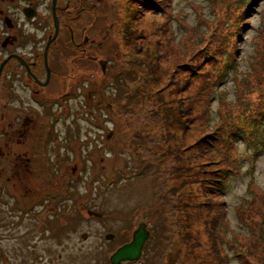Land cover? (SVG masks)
Segmentation results:
<instances>
[{"label":"rangeland","instance_id":"obj_1","mask_svg":"<svg viewBox=\"0 0 264 264\" xmlns=\"http://www.w3.org/2000/svg\"><path fill=\"white\" fill-rule=\"evenodd\" d=\"M172 1L165 12L158 7L153 10L143 0H77V15L71 7L76 45L70 39L66 42L60 39L55 44L60 54L55 55L59 63L53 66L56 69L58 66L59 73L52 77L50 85L37 87L39 105L26 94L25 103L32 119L27 124L30 131L21 135L18 111L10 112L14 127L3 143L8 140L11 161L0 164V186L7 184L5 193H0V264H111V255L132 240L141 219L148 223L151 232L142 257L122 264H164L171 240L179 235L183 249L181 260L185 264H205L210 251L206 250L208 236L203 218L197 219L194 207L184 209L178 228L171 229L170 204L161 196L163 189L176 187L180 188L179 197L183 200L198 201L194 195L188 197L192 189L189 180L180 187L183 177L178 171L180 167L173 165L172 151L187 159L195 155L203 127L209 125L203 124L198 130L189 126L185 133L181 124L179 130L178 125L167 121H149L150 109L141 102L140 96L150 94L154 100L156 93L161 92L165 96L164 105L157 103L161 110L164 106H176V102L183 100L181 92L189 90L192 84L190 92L199 93L205 87L200 82L204 77L209 78L204 57L198 53L194 72L178 65L183 60H192V49L214 48L216 40L212 36L220 33L224 37L220 46L222 60L235 53L239 55L237 66L242 68L241 81H233L234 71H231L229 78L217 86V92L210 90L200 95L208 101L213 124L232 112L235 119L241 116L245 124L241 107L254 105L264 92V0L258 1L263 2L259 11L255 9L251 16L245 17L249 18L247 27L238 37L233 27L237 18L245 15L251 0ZM46 11L50 13V9ZM211 29H214L212 33ZM85 38H88L86 42ZM225 39L231 41L230 46ZM61 50L65 55H61ZM157 52L163 54L159 63L153 61ZM147 56L152 60V69L157 64V73L148 72L146 65L137 66L140 60H149ZM54 60L51 62H57ZM100 62L108 63L105 72ZM129 71H136L139 76L143 71L144 78L151 82L140 83L139 86L145 85L135 88L136 92L125 93L124 85L126 88L137 85L128 81ZM198 72L199 75H194ZM259 72L262 85L257 76ZM171 79L177 81L176 85ZM237 83L241 84L242 91H238ZM238 92L243 96L238 98L236 109L228 101L235 103ZM54 96H60V101H52ZM118 96L122 99L118 100ZM45 115H50L49 124L42 121ZM52 124L58 132L53 133ZM214 130L209 127V132ZM239 132L237 151L240 157L244 153L246 159L242 167L236 162L242 175L230 182L225 193L228 228L220 226L223 227L220 231L215 230L220 241L226 232L222 254L229 256L232 264H241L231 246L232 236L239 233L240 242L250 238L248 220L240 214L239 204L250 211L253 207H264V151L257 150L260 143L251 146L244 131ZM154 133H167L168 145L157 144L155 148L145 137ZM38 138L40 158L46 164L53 143L59 139V151L52 150L51 166L32 155ZM149 149L158 157L154 168L146 172L143 167L149 165ZM198 164L196 160L190 164L189 178L200 177ZM179 165L186 163L179 161ZM8 176L15 179L4 184ZM194 190L191 192L196 194ZM186 213L190 214L189 220ZM108 235L113 237L110 239ZM182 236L192 239L187 241ZM197 240L203 246L194 245ZM257 248L264 251L261 246ZM212 258L209 257L215 263Z\"/></svg>","mask_w":264,"mask_h":264},{"label":"trees","instance_id":"obj_2","mask_svg":"<svg viewBox=\"0 0 264 264\" xmlns=\"http://www.w3.org/2000/svg\"><path fill=\"white\" fill-rule=\"evenodd\" d=\"M145 3H147L149 6L153 7V10L158 7L160 11H163L166 7L169 6L170 0H143ZM66 22H68L66 20ZM214 31V29H211V33ZM77 37V36H76ZM215 40V47H204L198 50V48L192 49L193 53L192 60H183V63L179 64V67L187 69L189 72L193 71L194 68H196V58L198 53H200L199 57H204L206 60V71L209 75V78H212L211 74H214L215 76L220 74H227L229 72V69H234L233 66H231V60L227 58H223L222 60V52L220 50L221 43L223 41V35H213L212 36ZM229 38V37H228ZM66 39H68V35H66ZM173 41V39L171 40ZM167 42V40H165ZM194 42V41H193ZM192 42V43H193ZM225 43H229V46L231 44V41L228 39H225ZM66 47H64L65 49ZM192 48V47H191ZM206 52L204 53V51ZM62 51V50H61ZM145 52V50L143 49ZM146 53L149 55V52L146 51ZM61 55H65V52L62 51ZM71 55V52L70 54ZM155 60L159 63V59L163 54L157 52L154 54ZM166 57L168 56L167 53H165ZM150 57V56H149ZM147 56L149 60H140L137 63V66L140 68L143 65H146L148 72L157 73V64L154 66V69H152V60ZM60 59V57H59ZM226 59V60H225ZM181 62V58L178 60V63ZM202 63V62H201ZM224 64V65H222ZM136 66V67H137ZM201 71V70H196ZM129 71L126 75L128 76V81H134L135 86L126 88L124 85V89L126 90L125 93L130 91H137L140 83H150V80H146L145 74L142 71L141 76L137 74V72ZM257 73V71H256ZM261 72H259L260 74ZM133 74L134 77H131ZM259 74L257 75L259 77ZM194 75H199V73H195ZM209 78L204 77L200 83H204L207 86V89H212V81H208ZM241 78V76H240ZM261 85H262V79L259 78ZM190 80H187V83H189ZM171 83L176 85L177 81L175 79H171ZM212 86H211V85ZM145 85V84H141ZM139 86V88L141 87ZM193 87V84L189 87L190 89ZM214 87V86H213ZM190 89H184V91L181 92V95L183 96V100H179L176 102V106L173 108L171 107H163L160 110V106L164 105V95L161 94V92L156 93V97L153 100L150 96V94H143L141 95V102L144 103L146 107H148L149 113L147 118L149 121L154 122H160L161 120L167 121L170 123V125H178L179 130H181L180 124L184 126L185 133L187 132V128L190 126L191 128L195 127L197 130L199 127L203 124L209 125L210 128L213 127V125L210 124V116H209V109H211L208 106V101L203 100L201 98V90H198V92H190ZM139 93V92H138ZM171 93V92H170ZM172 94V93H171ZM177 95H180L179 92H176ZM186 94V96H185ZM181 97V96H180ZM118 100L122 99L120 96L117 98ZM239 102L235 104H231L230 106L238 108ZM157 103L160 104V106H157ZM126 104V103H125ZM255 106H257L255 108ZM158 107V108H157ZM255 108V109H254ZM249 115L254 113V116L250 119L251 123L254 124L256 121L258 125L262 121H264V92L262 93V96L258 99V101L252 105V107L249 109ZM194 114L197 117V120L194 121ZM209 117V122H208ZM146 118V117H145ZM234 122V124H233ZM179 123V124H178ZM173 126V127H174ZM172 127V128H173ZM187 127V128H186ZM209 127H203L204 133L200 136L199 141L197 142V153L193 156H190L189 159L185 158L183 154H180L178 152L172 151L174 163H176L180 169H178L180 173V177H183L181 179V185L183 188L184 181L189 180L190 186H192V189L190 190V194H188V197H192L194 195L198 201L197 202H190L185 201L182 198L179 197V189L176 187H171V190H166L162 193V199H167V202L170 204V217H171V229L178 228L179 221H180V214L182 216V211L184 209L188 208H196L197 219L203 218V223L205 230L207 231L208 241L206 242L207 245V251H210L208 257L204 259V263L206 264L207 260L210 256H213L214 258L213 263L209 259L208 264H232L230 261L229 256H225L222 254V243L227 238L226 232H224V235L222 237V240L220 241L215 236V230L218 229L219 231L223 227H227L223 224V221L225 220V214H226V201L224 198V194L222 193L223 189H227L230 180H234L238 177H240L242 174L240 171L239 165H236V162L239 161L241 163V157L238 154L237 146H236V139L237 136L240 134L239 130V122H237L234 118L233 112L224 116L223 118L219 119V122L217 124V133L209 132ZM171 128V129H172ZM165 131L168 133L169 130L165 129ZM167 133H157L152 135H146L145 137L149 139L152 145L156 148L157 144H160L162 146H167L169 140L167 137ZM185 136V134H184ZM172 138V137H171ZM229 138H233V144L232 146L228 147V143L226 140ZM205 148L204 154L201 155L202 149ZM151 151L150 159H147L149 162L148 167L146 168V172L154 168L156 164V159L158 157L157 153L153 151L152 149H149ZM231 150L230 153H228ZM170 151V148H169ZM171 152V151H170ZM233 155H235V161H232ZM199 156V157H198ZM143 159V158H141ZM145 159V158H144ZM146 160V159H145ZM184 160V161H183ZM193 160H196V162H199L198 166L200 168L201 174L199 178L191 179L190 173H191V167L190 164L193 162ZM143 161V160H142ZM179 161L186 163V165H179ZM148 168V169H147ZM173 172V169H172ZM185 177V178H184ZM217 178H222V182L224 183L222 185V182L219 184L217 181ZM233 178V179H231ZM225 180V181H224ZM188 182V181H187ZM185 182V183H187ZM195 189V190H194ZM194 190L196 194H193L191 191ZM249 203V202H247ZM244 206L240 205L238 208L240 209V214H243L248 220L247 225L249 223V228H247V231H249V240L240 242L238 240V234L236 233V236H232L233 240L231 243V246L233 247L234 255L237 257V261L239 260L241 264H264V251L260 252L257 248V246H261L264 249V207L262 208L259 206L258 208H254L250 211V209L244 208ZM187 220L190 219V214L186 213ZM182 225H180L181 227ZM223 226V227H220ZM149 228V227H148ZM228 228V227H227ZM180 236V235H179ZM177 236L170 242L169 251L165 253L164 255V264H185L184 261L180 257L181 253H183V249L181 246V239ZM183 239H186L187 241L191 240V236H182ZM168 245V242H166ZM196 246H203V243L200 241H196L194 243ZM168 248V247H166Z\"/></svg>","mask_w":264,"mask_h":264},{"label":"flooded vegetation","instance_id":"obj_3","mask_svg":"<svg viewBox=\"0 0 264 264\" xmlns=\"http://www.w3.org/2000/svg\"><path fill=\"white\" fill-rule=\"evenodd\" d=\"M53 2L54 0H0V164H6L8 160L11 161V148H9L8 140L3 143V138H6L14 127L10 112L18 111V120L21 121L22 126L21 135L27 133L28 129L30 131L27 124L32 119L28 114L27 101L25 103L26 94L28 93L29 99L39 105L41 98L37 96V94H40L37 87L44 88L50 85L52 77L55 76L57 71L59 73L58 66L57 69L53 66L54 63H59L58 57H55V55L60 54V50L55 44H59V40L66 39V35H68L71 43L76 45L75 38L77 34L75 28L71 25V20H75V17H72L71 7L77 15V0H56L55 7L60 28L55 39ZM49 9L50 13L48 14L46 10L49 11ZM87 39L85 38V42ZM50 40L52 41L47 52L50 70L48 78L45 52ZM51 59H55L54 61L57 62L52 63ZM57 98L54 96L52 101H60V96ZM33 120L38 128L35 117ZM45 120L49 124L50 115H45L42 118V121ZM52 125L55 128L53 133L58 132L54 124ZM39 138L38 143L32 148V155L37 161L42 159L40 158L41 141L39 142ZM59 145L58 139L57 143H53L54 151H59ZM52 150H50L51 154L47 164L42 159L45 165L51 166L50 161L54 162V158L51 159L53 156ZM0 175L2 174L0 173ZM12 178L15 179V176L6 177L3 180L4 184L10 182ZM6 186L7 184L0 186L1 194L5 193ZM41 188L43 189V186Z\"/></svg>","mask_w":264,"mask_h":264},{"label":"water","instance_id":"obj_4","mask_svg":"<svg viewBox=\"0 0 264 264\" xmlns=\"http://www.w3.org/2000/svg\"><path fill=\"white\" fill-rule=\"evenodd\" d=\"M55 6H56V0H54V2H53V12H54L53 16H54V22H55L54 39L57 36V34L59 32V28H60V24H59V20H58L57 14H56V7ZM51 41L52 40L49 41L48 46L46 47V52H45V64L47 67L48 78L50 75V70L48 67V54H47V52L49 50V46L51 44ZM100 64L102 66L103 72H105L106 62H100ZM48 78H47V81L49 80ZM149 236H150V231L148 229V223L141 219L140 222L138 223L137 228L135 229V231L132 234V240L129 243H126L123 246H121L120 248H118L111 255L110 263L111 264H122L124 262L133 263V262L138 261L142 256L144 246H145ZM111 237H113V236L108 235V238L111 239Z\"/></svg>","mask_w":264,"mask_h":264}]
</instances>
